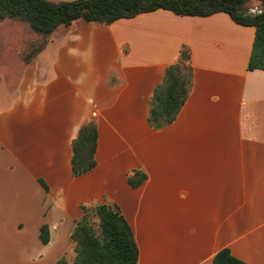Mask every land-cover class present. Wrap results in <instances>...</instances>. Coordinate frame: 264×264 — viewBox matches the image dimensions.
<instances>
[{
    "label": "crops",
    "instance_id": "0c3cea01",
    "mask_svg": "<svg viewBox=\"0 0 264 264\" xmlns=\"http://www.w3.org/2000/svg\"><path fill=\"white\" fill-rule=\"evenodd\" d=\"M253 37L225 12L163 8L56 28L14 85L0 80L6 264H54L72 245L81 206L100 202L128 222L135 264H211L224 247L264 264V71L247 67ZM183 45L188 95L171 123L154 128L150 97ZM88 120L95 166L73 176L71 142ZM136 171L144 179L132 185Z\"/></svg>",
    "mask_w": 264,
    "mask_h": 264
},
{
    "label": "trees",
    "instance_id": "16d2710c",
    "mask_svg": "<svg viewBox=\"0 0 264 264\" xmlns=\"http://www.w3.org/2000/svg\"><path fill=\"white\" fill-rule=\"evenodd\" d=\"M159 8L177 15L225 12L236 23L252 26L254 37L247 67L264 71V0H0V20L10 18L23 22L39 36V43L25 56L27 61L44 46L56 28H68L74 20L109 24ZM191 76L190 51L183 45L176 61L166 67L162 81L153 89L148 109L152 127L161 128L173 121L188 95ZM96 145V124L88 120L79 127L71 142L73 176L95 166ZM143 179L144 174L136 171L129 182L137 185ZM81 207L83 213L71 233L73 256L67 259L63 254L54 264H135L137 246L118 206L100 202ZM40 239L43 243L48 240L45 225L41 226ZM211 264L248 263L224 247L214 254Z\"/></svg>",
    "mask_w": 264,
    "mask_h": 264
},
{
    "label": "rangeland",
    "instance_id": "374dc122",
    "mask_svg": "<svg viewBox=\"0 0 264 264\" xmlns=\"http://www.w3.org/2000/svg\"><path fill=\"white\" fill-rule=\"evenodd\" d=\"M39 43V36L27 24L4 18L0 20V80L2 86L14 85L22 69L26 54ZM0 264L8 261L7 243L0 242ZM67 259L73 256L72 246L64 253Z\"/></svg>",
    "mask_w": 264,
    "mask_h": 264
}]
</instances>
